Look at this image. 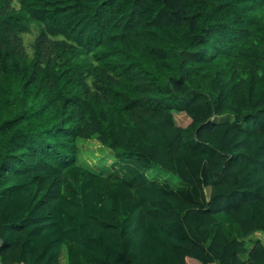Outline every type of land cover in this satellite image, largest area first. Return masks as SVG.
Masks as SVG:
<instances>
[{"label":"trees","instance_id":"trees-1","mask_svg":"<svg viewBox=\"0 0 264 264\" xmlns=\"http://www.w3.org/2000/svg\"><path fill=\"white\" fill-rule=\"evenodd\" d=\"M0 237V264H264V0H0Z\"/></svg>","mask_w":264,"mask_h":264},{"label":"rangeland","instance_id":"rangeland-1","mask_svg":"<svg viewBox=\"0 0 264 264\" xmlns=\"http://www.w3.org/2000/svg\"><path fill=\"white\" fill-rule=\"evenodd\" d=\"M36 35H37V30H35L31 34L25 35L24 38L25 48L30 54L33 52L32 43ZM175 118L177 123L181 127H187L191 122V119L185 113L176 114ZM84 142L80 144V154H79L80 162L82 164L91 166L101 171L105 167L109 168L111 166V163L116 161V158L113 156V153L105 149L98 142L96 141H84ZM164 174L165 173H163L162 175Z\"/></svg>","mask_w":264,"mask_h":264},{"label":"water","instance_id":"water-1","mask_svg":"<svg viewBox=\"0 0 264 264\" xmlns=\"http://www.w3.org/2000/svg\"><path fill=\"white\" fill-rule=\"evenodd\" d=\"M258 236H260L261 234L260 233H257ZM4 244V241L3 239L0 237V246H2Z\"/></svg>","mask_w":264,"mask_h":264},{"label":"built area","instance_id":"built-area-1","mask_svg":"<svg viewBox=\"0 0 264 264\" xmlns=\"http://www.w3.org/2000/svg\"><path fill=\"white\" fill-rule=\"evenodd\" d=\"M15 264H27V263H25V262H21V263H15Z\"/></svg>","mask_w":264,"mask_h":264},{"label":"crops","instance_id":"crops-1","mask_svg":"<svg viewBox=\"0 0 264 264\" xmlns=\"http://www.w3.org/2000/svg\"><path fill=\"white\" fill-rule=\"evenodd\" d=\"M65 261H66V260L64 259V264H65ZM189 262H190V261H189ZM191 263H192V262H191Z\"/></svg>","mask_w":264,"mask_h":264}]
</instances>
